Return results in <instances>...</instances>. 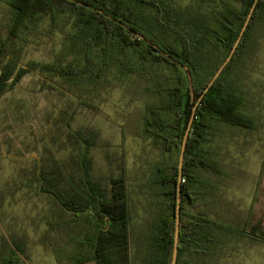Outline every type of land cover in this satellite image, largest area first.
I'll use <instances>...</instances> for the list:
<instances>
[{
  "label": "trees",
  "instance_id": "16d2710c",
  "mask_svg": "<svg viewBox=\"0 0 264 264\" xmlns=\"http://www.w3.org/2000/svg\"><path fill=\"white\" fill-rule=\"evenodd\" d=\"M254 1L200 0L184 7L174 0H0L6 14L0 34V100L33 71L60 79L81 98L122 88L143 101L128 114L127 126L136 116L130 133L161 152L136 184L147 214L138 230L131 229L125 170L109 180V189L92 176L88 153L96 144L94 135L80 133L83 152L76 179L69 180L61 166L35 170L34 181L65 214L61 223L77 228L55 250L59 261L171 264L179 155L194 104L180 182L177 264H217L226 239L244 236L246 224L224 223L208 213L216 190L230 175L212 145L227 131L256 129L258 116L247 108L246 80L264 39V0L258 1L231 60L205 89L229 56ZM56 32L63 37L53 62L17 67L23 46L39 44ZM185 66L192 75L193 100ZM121 128L126 135V127ZM202 204L206 211L199 208ZM13 243L15 251L1 264H20L16 256L25 250ZM71 244L74 252L61 255Z\"/></svg>",
  "mask_w": 264,
  "mask_h": 264
},
{
  "label": "rangeland",
  "instance_id": "374dc122",
  "mask_svg": "<svg viewBox=\"0 0 264 264\" xmlns=\"http://www.w3.org/2000/svg\"><path fill=\"white\" fill-rule=\"evenodd\" d=\"M174 1L186 7L200 0ZM2 10L0 34L6 21ZM62 37L56 32L39 44H26L17 67L31 61L53 62ZM250 71L251 77L246 80L247 108L258 116L256 129L232 134L227 131L212 145L230 175L216 190V201L208 204V213L224 223L246 224L244 236L226 239L217 264H264V39ZM142 102L139 95L122 88L81 98L60 79L42 71L26 74L4 94L0 100V264L15 251L14 241L25 250L24 255L16 256L20 264L72 263L59 261L55 250L70 241L77 228L74 223H61L64 212L34 180L39 166H61L69 180L81 174L80 133L85 138L94 135L96 140L88 153L94 179L109 189V180L125 170L131 229L140 228L147 215L146 200L135 190L136 184L161 154L150 142L130 133L136 125L135 115L127 126L129 112ZM121 125L126 127V135ZM199 208L206 211L204 204ZM132 246L134 256L136 245L132 242ZM74 249L71 244L61 255Z\"/></svg>",
  "mask_w": 264,
  "mask_h": 264
},
{
  "label": "water",
  "instance_id": "95a60500",
  "mask_svg": "<svg viewBox=\"0 0 264 264\" xmlns=\"http://www.w3.org/2000/svg\"><path fill=\"white\" fill-rule=\"evenodd\" d=\"M259 0H255L251 10L247 16V19L242 27V30L229 54V56L227 57V59L224 61V63L220 66V68L218 69V71L216 72L215 76L210 80L208 86L205 89V92L208 91V89L213 85V83L215 82V80L219 77V75L221 74L222 70L225 68V66L228 64V62L231 60L232 56L234 55L243 35L244 32L246 31L251 17L253 15V12L256 8V5L258 3ZM141 38H144L142 35H139ZM186 72H187V76H188V80H189V84H190V88H191V96H192V100L194 99V91H193V81H192V75L191 72L189 70V68L187 66H185ZM204 92V93H205ZM197 108V104H194L193 107V112L188 124V127L186 129L185 135H184V139L181 145V149H180V155H179V180H178V195H177V212H176V225H175V236H174V247H173V254H172V260H171V264H177V258H178V250H179V236H180V203H181V174L183 171V166H184V157H185V151H186V142L187 139L189 137L190 134V130L192 127V123L195 119V111Z\"/></svg>",
  "mask_w": 264,
  "mask_h": 264
},
{
  "label": "crops",
  "instance_id": "0c3cea01",
  "mask_svg": "<svg viewBox=\"0 0 264 264\" xmlns=\"http://www.w3.org/2000/svg\"><path fill=\"white\" fill-rule=\"evenodd\" d=\"M244 130H246L247 132H251V131H253V130H247V129H244ZM244 130H242V131H244ZM249 143V142H248ZM260 143H258V148L256 147V150L258 151V150H260V145H259ZM202 210H203V208H202ZM205 211V210H204Z\"/></svg>",
  "mask_w": 264,
  "mask_h": 264
},
{
  "label": "built area",
  "instance_id": "2783aa9c",
  "mask_svg": "<svg viewBox=\"0 0 264 264\" xmlns=\"http://www.w3.org/2000/svg\"><path fill=\"white\" fill-rule=\"evenodd\" d=\"M181 181H184V180H181Z\"/></svg>",
  "mask_w": 264,
  "mask_h": 264
}]
</instances>
